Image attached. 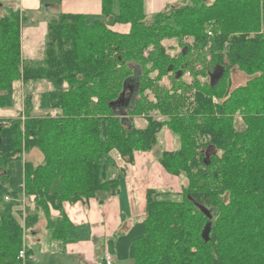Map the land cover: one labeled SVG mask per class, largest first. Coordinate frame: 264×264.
I'll return each mask as SVG.
<instances>
[{"label":"trees","instance_id":"16d2710c","mask_svg":"<svg viewBox=\"0 0 264 264\" xmlns=\"http://www.w3.org/2000/svg\"><path fill=\"white\" fill-rule=\"evenodd\" d=\"M100 4L93 22L49 17L40 61L21 55L26 11L3 6L0 108L13 105L16 81L50 88L0 118V264L24 263L25 232L41 220L68 242L63 202L116 195L135 152H153L186 185L180 199L146 191L133 264H264V0H180L151 22L144 0ZM232 69L247 80L232 87ZM165 127L176 149L156 148ZM33 148L37 165L25 158Z\"/></svg>","mask_w":264,"mask_h":264},{"label":"crops","instance_id":"0c3cea01","mask_svg":"<svg viewBox=\"0 0 264 264\" xmlns=\"http://www.w3.org/2000/svg\"><path fill=\"white\" fill-rule=\"evenodd\" d=\"M180 0H144V10L153 15L169 5ZM0 16L4 14L5 5H12L20 11H26V20L21 27V55L24 60L40 61L43 58V46L47 35V19L53 15L63 13L99 14L100 0H0ZM118 30L125 31L126 25H118ZM14 82L13 89L15 88ZM15 90V89H14ZM15 92V91H14ZM166 142L165 150H173V137L168 128H164ZM126 172L120 181L119 191L103 202L98 199L79 200L74 203L63 202L62 208L72 224L71 238L68 242L51 245L46 243V249L55 250L63 257L65 264H93L105 251L112 254L113 264H118L115 254L116 248L105 246L109 236L115 233L124 220L133 221L145 214L146 191L148 189L169 190L178 192V177L168 173L153 152H135L134 163L125 165ZM53 216L58 214L53 210ZM50 236V235H49ZM52 239L51 237H49ZM26 245V244H25ZM31 254L35 258V250L31 247ZM36 248L37 254L43 259L45 250ZM23 264H26L25 261ZM39 264H45L44 261Z\"/></svg>","mask_w":264,"mask_h":264},{"label":"rangeland","instance_id":"374dc122","mask_svg":"<svg viewBox=\"0 0 264 264\" xmlns=\"http://www.w3.org/2000/svg\"><path fill=\"white\" fill-rule=\"evenodd\" d=\"M113 11H117V1L114 3ZM146 13V12H145ZM87 22H93L94 20L102 19V14H88L86 15ZM152 15L146 13V21L151 22ZM116 30V29H115ZM164 45L166 46L168 52L171 55H176L179 50L180 46L177 44L176 40L170 39L164 41ZM247 76L239 71L238 69H232L230 75V84L232 87L238 86L243 84L247 80ZM188 79V78H187ZM17 82V81H16ZM164 84H167V81L163 80ZM50 88V85L47 82L40 81L39 83H28L23 84L21 81L15 84V92L13 93V105L10 108H0V118H8V117H15L22 109L24 97L27 95L28 92L33 94V100L35 104H37L38 94ZM133 123L136 126H144L146 124L145 118H135L133 119ZM173 137V148L176 149L179 145V141L177 136L173 133L171 134ZM157 149H165L166 142L164 138V131L162 130L158 135V144L156 146ZM25 158L32 162L33 164H39L42 161V154L36 148H33L29 152L26 153ZM116 159L119 161V158L116 156ZM179 181V190L181 187L186 185V180L184 176H178ZM167 196L171 197L172 199H180L178 193L171 191L170 194ZM6 200V199H5ZM7 201V200H6ZM24 198L22 199V202ZM21 202V204H22ZM22 206V205H21ZM22 212H24L22 210ZM73 229V228H72ZM143 233V221L140 218H136L133 221L124 220L120 228L109 236V240L105 243V246H110L112 248H116L119 252V255L115 254V260L118 264H133V250H132V242L133 239ZM49 232L46 230L44 221H39L32 229L27 230L24 235V244L28 247H31L35 250V258L34 259H25L26 264H39L44 261L45 264H62L61 261L63 257L60 253H56L57 246H54L55 250L46 249V243L51 242V245H57L59 242L53 239H50ZM41 247L46 249L44 259L37 254L36 248ZM67 259L65 260V264H67Z\"/></svg>","mask_w":264,"mask_h":264},{"label":"built area","instance_id":"2783aa9c","mask_svg":"<svg viewBox=\"0 0 264 264\" xmlns=\"http://www.w3.org/2000/svg\"><path fill=\"white\" fill-rule=\"evenodd\" d=\"M6 200H8V198H5ZM22 210L24 211V201L22 202ZM22 221L24 219V212H22ZM18 257L21 258L22 260L25 259H34V257L32 255H28L26 256L25 253V247L21 248V250L19 251ZM114 262V258L112 256V254L108 251H105L102 256L99 259H96L93 264H113Z\"/></svg>","mask_w":264,"mask_h":264}]
</instances>
